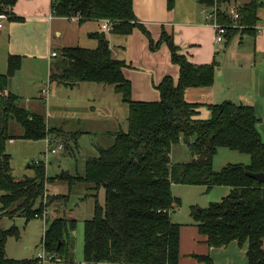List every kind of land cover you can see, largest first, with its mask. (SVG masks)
<instances>
[{"label":"trees","instance_id":"trees-1","mask_svg":"<svg viewBox=\"0 0 264 264\" xmlns=\"http://www.w3.org/2000/svg\"><path fill=\"white\" fill-rule=\"evenodd\" d=\"M134 0H52L55 17H78L79 24L109 19L114 22L111 33L129 36L138 29L150 39V34L138 25L133 9ZM205 7H222L239 0H197ZM17 0H0V14L9 13ZM176 0H168L173 10ZM258 0H248L239 8L235 22L228 11H218L220 24L252 32L258 23ZM13 19L11 14L10 20ZM17 20V19H16ZM20 20V19H19ZM240 29L229 28L226 38ZM96 49L64 48L50 83L74 88L83 83L113 87L129 107L127 128L114 134V143L100 150L98 158L85 164L84 177L63 174L49 179L43 164L35 162V176L16 180L12 174L7 143L14 138L29 141L52 137L68 149V142L77 143L79 133H66L51 128L43 114L19 105L17 96L5 95L10 81L22 67L23 59L10 56L8 72L0 75V221L3 218L37 219L46 207L63 209L67 197L51 196L47 187L54 180L68 181L70 186L86 182L103 189L105 201L96 202L94 217L84 224L85 264H179L181 225L171 219L175 208L182 205L174 197L173 186H205L208 190L227 187L231 193L207 208L195 207L192 218L200 233L212 248H223L236 242L247 247V264H264V183L247 173H264V141L258 131L259 120L252 106H237L232 102L207 105L211 117L200 119L203 105L189 103L185 92L191 88H210L215 83L217 64L194 65L179 55L172 39L163 33L161 41H150L152 50L163 42L169 44L172 61L180 67L177 80L166 77L156 89L158 102H134L132 84L124 76L125 61L114 58L106 33L96 34ZM21 130L14 135L13 128ZM188 139V142L186 141ZM185 142L193 157L189 163H172L173 147ZM248 155L250 163L228 164L215 171L213 161L219 149ZM77 222L54 219L42 243L47 253L56 256L54 263L75 264ZM10 237L20 238L17 228L0 230V264H42L32 260L7 258L6 244ZM213 264L210 257H198Z\"/></svg>","mask_w":264,"mask_h":264},{"label":"crops","instance_id":"crops-1","mask_svg":"<svg viewBox=\"0 0 264 264\" xmlns=\"http://www.w3.org/2000/svg\"><path fill=\"white\" fill-rule=\"evenodd\" d=\"M247 1L226 3L218 9L230 12L232 7L236 5L241 7ZM258 2L261 3L258 10L259 20L252 32L242 33L243 28H235L240 29L237 34L232 32L229 40L226 38L224 43H217L216 31L206 19V7L197 0H176L173 10L168 9V0H134L133 9L137 23L150 34V39L138 29L129 36L106 33L114 58L125 61L128 65L124 69V76L132 84L133 101L150 102L144 99L160 101V93L158 94L156 86L166 77L175 80L179 77L180 67L172 61L169 44L163 42L155 51L150 47L151 40L158 44L163 33H166L178 49L179 55L186 57L191 64H217L215 83L212 87L191 88L185 92V98L189 103L203 105L200 109V119L207 120L211 117L207 105L232 102L237 106H252L259 120L258 131L264 141V0ZM51 4L52 0H17L12 10L13 19L4 22V27L0 29V75L7 74L10 56H19L23 59L21 69L5 91L6 96L12 94L20 99L22 96L26 97L25 90L35 91L38 88L39 91V85L34 86L32 77H26L30 78L31 83L27 79L25 81L22 79L24 74L32 76L41 71V82L45 83V79L49 81L53 59L58 58V55L53 57L56 52H51L53 35L58 38L63 36L58 22L68 20L73 23L71 24L74 26L73 29L81 26L78 21L55 17ZM87 22L97 25V28L105 33L102 31L101 22ZM113 45H117V51H114ZM36 94L27 96L24 104L20 101L19 105L43 114L40 104L33 101L37 99ZM111 122L117 123V119L113 117ZM54 128L62 129L66 133H75L67 131L63 123ZM10 142L13 143L14 140ZM50 185L51 183L47 189L52 196ZM175 186L178 185H174L173 188ZM202 188L204 186H200V189ZM216 188L220 190L221 200L231 193L230 188ZM172 221L175 222L173 219ZM179 224L182 226L179 264H206L198 257H210L213 264L248 263L246 246L241 247L233 242L227 247L212 248L195 222L185 221Z\"/></svg>","mask_w":264,"mask_h":264},{"label":"rangeland","instance_id":"rangeland-1","mask_svg":"<svg viewBox=\"0 0 264 264\" xmlns=\"http://www.w3.org/2000/svg\"><path fill=\"white\" fill-rule=\"evenodd\" d=\"M9 13L12 14V11ZM58 24L61 25L60 30L63 36L58 38L53 35L51 52H56L58 58L53 59L50 73L56 71L55 65L62 59L64 48L96 49L99 41L97 37H92V35H96L97 32L102 33L97 25L88 22L81 23V26H77L75 29L72 28L74 27L71 25L73 23L68 20L58 22ZM107 37L109 40L108 35ZM113 46H115L113 47L114 51H117V45ZM27 76L32 77L34 86L37 84L36 87H38L39 85V91L38 88H36L37 91L25 90L24 94L26 97H31L32 94L37 93L35 95L37 99L33 101L40 104L41 113L46 117L49 126L54 128L63 123L67 131L79 133V138L77 143L69 141L68 149L64 148L58 154H52L47 150L45 140L29 141L14 138V142H8L6 146V153L12 158L11 167L14 178L16 180L33 178L35 176L33 166L36 160L45 166L47 178L51 180L65 173L72 177H84L86 161L98 158L102 148H108L114 143V133L121 128H127L128 105L122 101L111 86L86 83L79 85L72 91L71 88L64 89L61 88L63 86L50 83L47 79H45V83H42L40 80L41 71L32 76L24 74L22 79L24 81L27 79L31 83L30 78H26ZM26 97L22 96L18 99L24 104ZM132 100L134 99L132 98ZM144 100L155 102L153 99ZM113 117L117 119V123L120 125L111 122ZM12 133L20 136L21 130L15 127ZM171 159L173 164L191 162L193 157L188 144L182 142L173 147ZM250 161L248 155L221 148L214 158L213 167L215 171H220L228 164L248 165ZM49 188L52 196H65L67 201L65 207L60 211L55 205L49 207L50 213L47 222L43 219H33L27 222L21 217L14 219L6 217L0 221V230L7 231L17 228L20 232L19 239L15 237L8 239L6 244L7 258L17 261L36 259L38 254L43 252L42 240L51 222L57 218H67L77 222L74 232V259L75 264H83L84 224L94 217L97 200L101 205H104V190H97L95 185L86 182H77L70 186L68 181L62 180H54ZM202 189L200 186L183 185L175 186L172 189L174 197L180 199L182 203L172 212V219L176 223L194 222L191 216L193 208H207L211 203L221 200L218 188L208 190L204 186ZM53 193L55 194L53 195ZM44 264L58 263L48 261Z\"/></svg>","mask_w":264,"mask_h":264},{"label":"built area","instance_id":"built-area-1","mask_svg":"<svg viewBox=\"0 0 264 264\" xmlns=\"http://www.w3.org/2000/svg\"><path fill=\"white\" fill-rule=\"evenodd\" d=\"M239 6L236 5L235 7H232L230 9L229 15L231 16V18L236 22L239 18ZM12 7H9L8 10L12 11ZM207 12V20L211 22V26L214 28V30L216 31V42L217 43H224L225 39H226V35L228 33L229 28H240L238 25L234 24L233 26H228V25H223L220 24L218 21V7L214 6L212 8L210 7H206ZM11 18L10 14L7 13H2L0 14V29H2L4 27V22L9 21ZM78 17H72L71 20L72 21H78ZM102 23V31L108 33L112 31L113 28V24L114 22L112 20L109 19H105L101 21ZM53 57H57V54L54 53ZM48 91V90H46ZM45 143L47 146V150L49 152H51L52 154H58L60 151L64 150V145L62 143H56L52 137H47L45 139ZM37 164H39V161H35ZM44 205H45V211L43 212L42 215H36L37 219H43L44 221L47 222V218L49 216V208L46 207L47 205V198L45 196L44 199ZM43 246V252L39 253L37 256V259L44 264L45 262L51 261L53 262L56 258V256L54 254H50L47 253L44 247V243H42Z\"/></svg>","mask_w":264,"mask_h":264},{"label":"water","instance_id":"water-1","mask_svg":"<svg viewBox=\"0 0 264 264\" xmlns=\"http://www.w3.org/2000/svg\"><path fill=\"white\" fill-rule=\"evenodd\" d=\"M188 142V139L186 140ZM249 177L255 179L259 183H264V173H247Z\"/></svg>","mask_w":264,"mask_h":264}]
</instances>
